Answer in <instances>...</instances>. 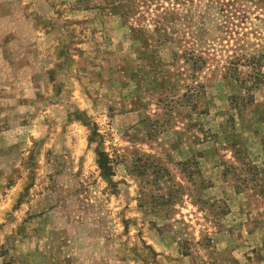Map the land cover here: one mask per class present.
I'll use <instances>...</instances> for the list:
<instances>
[{"label": "rangeland", "instance_id": "obj_1", "mask_svg": "<svg viewBox=\"0 0 264 264\" xmlns=\"http://www.w3.org/2000/svg\"><path fill=\"white\" fill-rule=\"evenodd\" d=\"M259 1L0 0V264H264Z\"/></svg>", "mask_w": 264, "mask_h": 264}, {"label": "trees", "instance_id": "obj_2", "mask_svg": "<svg viewBox=\"0 0 264 264\" xmlns=\"http://www.w3.org/2000/svg\"><path fill=\"white\" fill-rule=\"evenodd\" d=\"M262 2H264V0H261L259 1L258 4H261ZM256 5L257 7H259V5ZM98 163H99V166L101 168V171L103 172V174L107 177H110L112 176L111 174V167H110V162L108 160V158L102 153V154H99V159H98Z\"/></svg>", "mask_w": 264, "mask_h": 264}]
</instances>
